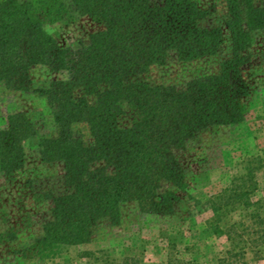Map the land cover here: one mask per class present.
I'll list each match as a JSON object with an SVG mask.
<instances>
[{
    "label": "trees",
    "instance_id": "1",
    "mask_svg": "<svg viewBox=\"0 0 264 264\" xmlns=\"http://www.w3.org/2000/svg\"><path fill=\"white\" fill-rule=\"evenodd\" d=\"M230 58L210 75L183 84H153L152 68L214 57L222 28L198 0H3L0 2V92L36 94L50 110L54 135L38 138L42 163L62 165L55 179L36 182L35 200L48 204L41 235L27 248L50 259L65 248L91 243L104 224L117 227L121 209L135 203L141 213L169 215L185 190L180 155L203 134L244 121L248 87L246 51L264 33V2L226 0ZM87 17L102 30L77 50L61 46L47 28ZM264 64V54L261 56ZM60 75L32 89L31 69ZM129 117V123L122 119ZM23 114L0 130V173L12 177L24 163L23 142L36 136ZM256 168L205 203L210 232L229 248L216 264L264 262V197L258 198ZM29 184H31L29 182ZM32 185V184H31ZM237 213L225 229L221 222ZM169 248L166 264H197ZM98 254V253H96ZM91 264H144L86 253Z\"/></svg>",
    "mask_w": 264,
    "mask_h": 264
},
{
    "label": "rangeland",
    "instance_id": "2",
    "mask_svg": "<svg viewBox=\"0 0 264 264\" xmlns=\"http://www.w3.org/2000/svg\"><path fill=\"white\" fill-rule=\"evenodd\" d=\"M3 0H0V2ZM68 1V0H64ZM226 0H198L202 9L212 10L213 21L223 30L224 42L214 57L191 62L173 63L152 68L149 81L153 84H183L210 75L222 61L230 58L231 37L225 28L227 19ZM264 2V0H256ZM48 32L63 47L77 50L87 43L90 35L102 27L87 17L74 20L70 25H56ZM264 33L256 34L245 55L247 64L243 76L248 87L244 99L247 109L242 123L219 126L203 134L180 156L185 176V190H174L179 202L169 215L141 213L135 203L121 209V222L117 227L102 225L91 243L65 248L50 259H39L27 248L41 235V226L48 213V204L32 197L39 186L36 182L55 179L62 174L59 163L45 164L40 161L38 138L54 135L50 110L46 102L36 94L16 90L0 92V130L7 128L8 118L23 114L34 125L37 135L23 142L24 163L12 177L0 173V264H91L85 254H106L115 259L136 257L144 264H166L171 246L182 259L197 264H216L229 248L225 236H214L209 228V211L197 210L193 201L205 203L231 186V181L244 174L247 163L256 170L258 189L256 196L264 197ZM60 75L43 67L31 69L32 89H40ZM129 123V117L122 119ZM29 182L32 184H29ZM221 222L225 229L237 221V213ZM98 253V254H96ZM250 253L249 264L256 263Z\"/></svg>",
    "mask_w": 264,
    "mask_h": 264
}]
</instances>
